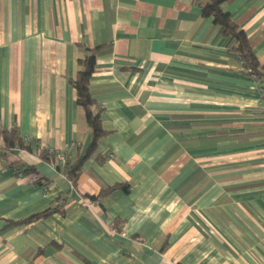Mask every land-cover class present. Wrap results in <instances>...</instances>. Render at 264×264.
<instances>
[{
  "label": "crops",
  "instance_id": "obj_1",
  "mask_svg": "<svg viewBox=\"0 0 264 264\" xmlns=\"http://www.w3.org/2000/svg\"><path fill=\"white\" fill-rule=\"evenodd\" d=\"M223 9L264 65V0ZM85 48L105 133L73 187L40 152L90 144ZM0 127L35 142L0 156V264H264L263 98L198 0H0Z\"/></svg>",
  "mask_w": 264,
  "mask_h": 264
},
{
  "label": "trees",
  "instance_id": "obj_2",
  "mask_svg": "<svg viewBox=\"0 0 264 264\" xmlns=\"http://www.w3.org/2000/svg\"><path fill=\"white\" fill-rule=\"evenodd\" d=\"M229 0H198L201 7V13L205 17H211L214 24L218 27L219 33L228 39L229 50L235 54L240 64L248 72L250 76L259 79L264 83V65L260 63L258 57L253 50V43L248 37L247 33L241 28L231 14L223 9V4ZM96 65V49L85 48L84 54L78 59L79 70L75 78L70 80L71 85L77 92V103L84 109L88 127L90 130L91 140L88 147L82 151V147H78L76 157L72 161L71 154L41 151L42 158L52 161L56 164L58 170H61L73 187H76L77 180L82 173L84 161L90 157L97 149L99 140L103 137L105 130L102 126L101 109L97 105L96 100L92 96L90 90V80L94 73ZM0 139L2 146L0 147V156L15 149H24L33 151L34 140L19 135L17 129L14 127L11 130L0 127ZM65 156L64 160L59 158V155ZM24 174L35 173L33 167L20 168ZM35 183L46 186L47 180L39 175H35ZM118 185L112 186V188ZM47 187V186H46ZM105 189L98 195H87L90 201L97 202L98 199L109 189ZM126 189V188H125ZM66 201L58 199L53 207L33 214L32 216L17 221V224L29 223L41 218H45L55 212L64 213ZM11 223V222H10ZM16 224V222H14ZM84 264H91L86 259Z\"/></svg>",
  "mask_w": 264,
  "mask_h": 264
},
{
  "label": "built area",
  "instance_id": "obj_3",
  "mask_svg": "<svg viewBox=\"0 0 264 264\" xmlns=\"http://www.w3.org/2000/svg\"><path fill=\"white\" fill-rule=\"evenodd\" d=\"M255 79V78H254ZM255 81L257 82L258 84V87H259V90H260V93L262 95V98H263V103H264V83L262 81H260L259 79H255ZM50 152H54L53 150H50ZM59 158L61 160H64L65 159V156L63 154H60L59 155ZM21 175V174H20ZM35 180H36V176L34 178H32V181L35 183Z\"/></svg>",
  "mask_w": 264,
  "mask_h": 264
}]
</instances>
